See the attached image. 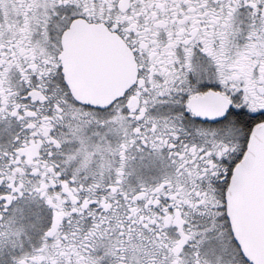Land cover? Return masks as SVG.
I'll return each instance as SVG.
<instances>
[{"label": "snow or ice", "instance_id": "snow-or-ice-1", "mask_svg": "<svg viewBox=\"0 0 264 264\" xmlns=\"http://www.w3.org/2000/svg\"><path fill=\"white\" fill-rule=\"evenodd\" d=\"M0 264H264V0H0Z\"/></svg>", "mask_w": 264, "mask_h": 264}]
</instances>
